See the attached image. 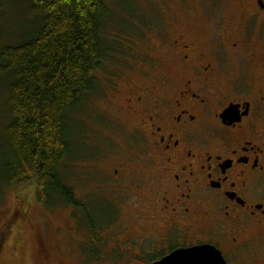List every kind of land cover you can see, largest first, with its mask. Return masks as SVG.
<instances>
[{
	"label": "flooded vegetation",
	"instance_id": "obj_1",
	"mask_svg": "<svg viewBox=\"0 0 264 264\" xmlns=\"http://www.w3.org/2000/svg\"><path fill=\"white\" fill-rule=\"evenodd\" d=\"M172 2L184 19L168 8L169 28L123 79L118 125L132 142L99 149L108 180L72 185L73 248L82 264H155L204 245L264 264V0Z\"/></svg>",
	"mask_w": 264,
	"mask_h": 264
},
{
	"label": "trees",
	"instance_id": "obj_2",
	"mask_svg": "<svg viewBox=\"0 0 264 264\" xmlns=\"http://www.w3.org/2000/svg\"><path fill=\"white\" fill-rule=\"evenodd\" d=\"M25 1L40 23L17 42L0 41L8 92L0 180L16 189L32 183L38 201L69 206L72 185L62 174L76 147L69 120L98 90L94 73L130 39L103 0Z\"/></svg>",
	"mask_w": 264,
	"mask_h": 264
},
{
	"label": "rangeland",
	"instance_id": "obj_3",
	"mask_svg": "<svg viewBox=\"0 0 264 264\" xmlns=\"http://www.w3.org/2000/svg\"><path fill=\"white\" fill-rule=\"evenodd\" d=\"M111 10L119 28L128 33L132 48L124 45L122 53L103 63L94 73L98 90L71 121V137L75 148L73 158L62 168L68 184L80 177L108 180L107 154H122L132 142L118 125L123 118L117 105L129 88L128 77L136 79V68L150 41L158 42V29L169 28L168 8L179 20L184 19L177 2L172 0H103ZM198 10V6H197ZM198 21L202 18L197 13ZM151 21H153L151 23ZM40 23L25 0H5L0 12L1 43H14L28 35ZM127 50L131 54L124 55ZM121 85V92L111 94L112 81ZM7 82L0 77V166L5 154L4 131L7 120ZM112 95V96H111ZM111 101L114 103L112 104ZM75 119V120H74ZM78 134V135H77ZM99 149H104L107 154ZM32 183L20 188L7 187L0 180V264H82L80 249L73 248V219L70 209L58 204L38 201ZM37 241L44 243L50 261L43 262Z\"/></svg>",
	"mask_w": 264,
	"mask_h": 264
},
{
	"label": "water",
	"instance_id": "obj_4",
	"mask_svg": "<svg viewBox=\"0 0 264 264\" xmlns=\"http://www.w3.org/2000/svg\"><path fill=\"white\" fill-rule=\"evenodd\" d=\"M155 264H227L220 252L209 245L177 250Z\"/></svg>",
	"mask_w": 264,
	"mask_h": 264
}]
</instances>
